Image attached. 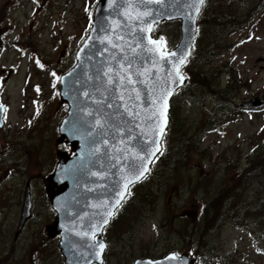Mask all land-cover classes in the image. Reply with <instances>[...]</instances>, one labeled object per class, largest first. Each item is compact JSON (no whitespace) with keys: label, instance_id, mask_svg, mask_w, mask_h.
Instances as JSON below:
<instances>
[{"label":"rangeland","instance_id":"rangeland-1","mask_svg":"<svg viewBox=\"0 0 264 264\" xmlns=\"http://www.w3.org/2000/svg\"><path fill=\"white\" fill-rule=\"evenodd\" d=\"M96 2L0 0V98L7 109L0 128V264H65L59 239L45 232L56 215L46 178L57 152L68 150L56 142L68 110L56 77L74 66ZM231 3L239 25L215 31L207 12L199 17L197 50L187 68L193 80L173 102L171 148L176 132L184 131L197 141L202 137L199 149L185 166L161 160L147 181L133 189L119 219L103 235L108 244L104 264H133L170 251L195 255L198 247L186 245L190 237L184 239L183 231L197 233L200 251L210 252L207 264L219 263L212 258L215 253L230 256L229 264H264V174L258 170L264 162V0H228L224 6ZM156 32L174 48L180 22L162 24ZM202 59L206 82L231 90L219 102L197 92L202 81L197 82L196 67ZM256 98L262 99L263 109L239 107ZM212 116L220 128L200 132ZM205 180L208 191L225 196L214 202L217 214L204 213ZM28 182L32 217L15 240ZM221 212L228 217L221 219Z\"/></svg>","mask_w":264,"mask_h":264},{"label":"water","instance_id":"water-1","mask_svg":"<svg viewBox=\"0 0 264 264\" xmlns=\"http://www.w3.org/2000/svg\"><path fill=\"white\" fill-rule=\"evenodd\" d=\"M145 10L152 13L142 18L146 22L134 21L137 13ZM189 12L186 0L167 7L143 6L128 0H116L115 4L99 0L97 4L91 31L76 55L77 64L61 79V101L67 103L69 109L59 128L57 142H65L74 155L58 152L59 162L47 179L50 184L47 194L57 217L46 227V233L51 238L61 235L59 246L66 264H100L94 255L96 249L89 247L96 240L84 234L99 227L102 214L118 198L116 191L122 189L124 177L134 175L130 171L132 165H142V161L133 160L134 154L143 155L153 163L161 153L163 137L155 156L142 152L141 148L153 147L148 141L156 139L154 120L149 116L156 111L160 98L167 96L169 126L171 102L187 82L182 68L192 53L199 18L195 25L191 24L185 15ZM153 18L155 23L149 29L147 21ZM176 20L181 21V38L171 51L187 50L186 61L180 66L185 77L181 84L175 82L176 58L168 56L172 63L165 66L159 53L148 51L157 47L151 40L160 39L152 36L154 27ZM101 25L106 31H101ZM101 36L106 38L104 44L99 43ZM160 40V48L165 50ZM108 41L117 47L113 48ZM245 105L258 107L261 103L255 99ZM4 113L0 110V125ZM152 163L147 165L149 169ZM30 210L28 187L16 237L31 217ZM102 234L96 232L97 240H103ZM196 263L197 259L188 253H170L156 260L139 259L134 264Z\"/></svg>","mask_w":264,"mask_h":264},{"label":"snow or ice","instance_id":"snow-or-ice-1","mask_svg":"<svg viewBox=\"0 0 264 264\" xmlns=\"http://www.w3.org/2000/svg\"><path fill=\"white\" fill-rule=\"evenodd\" d=\"M99 2V0H98ZM129 3L136 2L138 5H159L161 7H167L171 6L173 3H179L180 0H128ZM110 3L115 4L116 0H110ZM186 4L188 9H190L189 13H186V18L189 20V22L193 25H195L197 18L202 14L203 8L207 5V0H186ZM151 10H145L142 12H138L137 15L134 17V21L138 20L139 23L143 24L146 21H144L142 18L151 16ZM155 23V19H151L147 21V24L149 26V29L151 28V24ZM101 31H106V28L101 25ZM141 31H144V29H141ZM195 31L198 32L199 28H195ZM106 38L101 36L99 38V43L104 44ZM108 43H111V41H108ZM151 43L154 45H157L156 49H148L149 52L155 51L159 53V56L161 59L164 60L165 66L171 64L172 62L167 59L168 56L175 57V75H176V83L181 84L183 83L185 77L181 73L180 66L183 65L186 61V51L181 52L179 48L175 51L167 52L165 50H161V40L160 39H154L151 40ZM111 46L113 48L117 47L115 43H111ZM179 52V55H178ZM190 54V53H187ZM37 64L39 65V61H37ZM43 67L42 65H40ZM171 74V72H170ZM52 75L56 77V73L53 72ZM57 80L60 79V77H56ZM131 82V81H129ZM55 87V85H53ZM37 91L39 92V88H37ZM168 95H171L169 92ZM153 103H156L153 101ZM110 106V105H109ZM162 109V110H161ZM0 110L6 111V109L3 108L2 105H0ZM149 119L154 120L153 124V130L155 132L156 139L149 140L148 143L152 144V148H141L142 152H147L151 156H155V153L157 151H160V143L162 137L166 136L167 134V128H168V103H167V96H164L160 98V103L156 109V111L152 112L149 116ZM97 124H99V121H96ZM95 127V125H93ZM103 127V125H101ZM91 134V133H89ZM162 154V153H161ZM133 160H139L142 161V165L140 167H137L135 164L132 165L130 168V171L134 172V175L132 178H128L127 176L124 177L125 183L123 184L122 189H117L116 196L118 197L113 205L108 208V210L102 214V219L99 221V227L96 228L94 232L91 233H85V236H89L91 239L96 240V243L89 245V247H92L93 249H96L94 252V255L99 259L100 264H104L103 261V254L105 252V249L107 248V245L103 242V240H97L96 238V232L103 233L105 231L106 226L109 224L110 220L118 213L119 209L123 206L124 203L127 202V197L131 195L130 186H134L135 182L139 181L141 178H146L145 173L149 172L150 169L148 168V164L152 163L151 160H145V157L140 154H134Z\"/></svg>","mask_w":264,"mask_h":264},{"label":"trees","instance_id":"trees-1","mask_svg":"<svg viewBox=\"0 0 264 264\" xmlns=\"http://www.w3.org/2000/svg\"><path fill=\"white\" fill-rule=\"evenodd\" d=\"M210 1L211 0H208L207 5L202 12V16H204V14L206 12L209 14V25L211 28H213L215 31L216 30L220 31V30L226 29V27L229 28V24H233L234 22H236V24L239 25V19L235 20L237 12L235 11V9H233L232 3L230 5L224 6V3H226L228 0H221L220 3H223V4L218 3V0H215V1L212 0L214 5L209 7ZM217 6H219V7H217ZM210 8H211V10H210ZM212 43H213V46L215 48L216 42L213 41ZM191 61H190L189 65L191 64ZM188 66H186L185 70L189 74V83H188V86H189V84H191V82L193 80V76H192L191 72L190 73L188 72V70H187ZM204 66H205V62L202 59L199 66L196 67L197 82H198V80L202 81V87H199L200 90H198L197 92L207 93V95L214 102H216V101L219 102L220 100L225 99L227 97L226 92L231 91L230 88L229 87H221V85H219V84L218 85L215 84L214 86L209 85L205 80L206 77H202L203 75H201V74H207L204 71ZM194 91H196V90H194ZM225 104L230 105L229 102H225ZM172 122H173V120L171 121V125L167 131L166 136L164 137L163 151H162V154L160 155V157L158 159L159 161H157V162L159 163L161 160L163 161L166 158L164 160V163L172 162L174 165H176L177 163L184 162L183 166H185L187 163H189L188 160L190 158H192L191 157L192 154L197 152L198 144L200 145L202 137H201V139H198V141H197L195 134L188 135L184 131H180L179 134H178V132H176V135H174V141H175L176 145H174L171 148V134L173 132ZM211 128L216 129V130H218L220 128L218 121L213 116L210 117V119H208L205 122V124H203L200 132L211 130ZM195 141H196V144L194 145ZM253 170H255L254 167L247 170L245 173L252 172ZM258 170H261L263 172L262 174H264V162L260 164V167H258ZM205 183H206V180L203 183V187H204L203 190H204L205 197H204V199L203 198L201 199V202H203L204 213H205V211L211 210V212H210L211 214H213V213L217 214L219 211L218 210L216 211V207H214L215 206L214 202L215 201H218V202L223 201L221 198H225V196L221 195V192L219 193V191L215 194H214V192L208 191L206 189ZM208 185L211 186V184H208ZM262 194H263L262 204L264 205V189H263ZM250 212H252V213L254 212V205L250 209ZM223 217H225V219H226V217H228V216H226V213L221 212V219H223ZM182 233H183L184 239L187 235L190 237V240L188 243H186V245L187 246L188 245H196L198 248H197L195 254L200 257V260L202 263L204 262L205 264H207L206 259H207V256L209 255L210 252L205 251V250L200 251L199 243L197 241V237H198L197 233L193 232L191 234L188 231H183ZM205 236H206V234L202 233V235L200 236V239H203V241H204ZM212 258L217 260L219 262L218 264H227V263L229 264L230 256H228L226 259V257H224V255L215 253ZM225 259H226V261H225ZM209 260L212 261L211 258H209Z\"/></svg>","mask_w":264,"mask_h":264},{"label":"bare ground","instance_id":"bare-ground-1","mask_svg":"<svg viewBox=\"0 0 264 264\" xmlns=\"http://www.w3.org/2000/svg\"><path fill=\"white\" fill-rule=\"evenodd\" d=\"M99 2H96L95 4H98Z\"/></svg>","mask_w":264,"mask_h":264}]
</instances>
